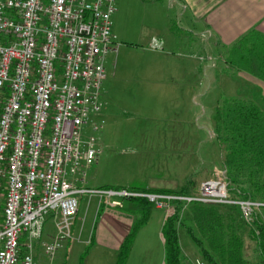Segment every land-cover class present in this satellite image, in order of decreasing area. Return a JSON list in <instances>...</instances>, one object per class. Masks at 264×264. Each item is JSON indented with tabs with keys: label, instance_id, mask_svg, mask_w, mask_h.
Listing matches in <instances>:
<instances>
[{
	"label": "built area",
	"instance_id": "obj_1",
	"mask_svg": "<svg viewBox=\"0 0 264 264\" xmlns=\"http://www.w3.org/2000/svg\"><path fill=\"white\" fill-rule=\"evenodd\" d=\"M116 1L0 0V264H40L39 244L52 258L71 239L85 194L142 197L166 217L174 213V201L235 205L244 220L264 207L230 197L217 179L190 196L86 187L101 147L93 135L82 140L81 130L101 107ZM162 47L161 39H150V49ZM111 204L121 207L122 201ZM47 219L51 235L44 233Z\"/></svg>",
	"mask_w": 264,
	"mask_h": 264
},
{
	"label": "rangeland",
	"instance_id": "obj_2",
	"mask_svg": "<svg viewBox=\"0 0 264 264\" xmlns=\"http://www.w3.org/2000/svg\"><path fill=\"white\" fill-rule=\"evenodd\" d=\"M168 7L164 0L116 1V12L112 16L116 39L114 50L108 52L103 61L101 107L99 112L90 113L88 124L81 130L82 140L93 135L101 147L98 162L87 172L86 187L90 190L105 184L129 187L144 181L173 189L190 174H195L192 193L198 191L204 181L213 179L224 181L229 188L213 115L215 107L236 92L235 87L226 77L220 82L224 71L221 66L220 71H206L205 62L197 59L189 47L179 43V49L168 50L167 57L149 48L152 36H165L160 33L164 22L169 19L176 27V13ZM177 34L185 36L183 41H198L197 37L183 31H172L167 37L171 39ZM224 73L228 77L232 74L231 71ZM94 126L97 131L93 130ZM228 192L232 198H241L239 190L231 194L228 189ZM114 199L127 205L121 197L80 196L78 212L72 219L71 239L52 258L44 255L39 244L35 249L36 261L79 264L84 254V264L88 256L87 264H116L114 252L108 249V256H100L89 242L105 200L111 203ZM261 208L256 209L249 220L242 219L239 211L242 222L252 224L256 216L264 221ZM188 212L187 208L184 215ZM165 217V211H155L148 222L141 224L125 264H164L161 230ZM244 226L246 255L259 261L260 251L249 238L247 225ZM52 231L53 224L47 219L44 233L51 235ZM46 240L47 235L42 241ZM181 247L188 262L206 264L185 233L181 234Z\"/></svg>",
	"mask_w": 264,
	"mask_h": 264
},
{
	"label": "trees",
	"instance_id": "obj_3",
	"mask_svg": "<svg viewBox=\"0 0 264 264\" xmlns=\"http://www.w3.org/2000/svg\"><path fill=\"white\" fill-rule=\"evenodd\" d=\"M239 51L232 53L230 63L250 69L264 79V38L248 35L240 41ZM234 54V55H233ZM213 120L226 182L231 194L239 190V197L264 203V111L254 101L228 98L215 108ZM195 174L184 178L176 188L156 189L141 184L129 187L101 186L98 189L130 190L178 196H190ZM232 188V189H231ZM126 209L136 220L122 242L116 264H125L134 237L142 223H146L154 209L142 197L124 199ZM174 213L162 226L165 264H191L183 254L181 234L191 239L206 264H264V221L256 216L252 224L242 222L239 208L230 204H203L174 201ZM185 207V209H183ZM187 215H184L186 209ZM264 210V207L261 208ZM190 223H186V221ZM256 242L260 260H251L245 252L243 234ZM84 254L79 264H84Z\"/></svg>",
	"mask_w": 264,
	"mask_h": 264
},
{
	"label": "crops",
	"instance_id": "obj_4",
	"mask_svg": "<svg viewBox=\"0 0 264 264\" xmlns=\"http://www.w3.org/2000/svg\"><path fill=\"white\" fill-rule=\"evenodd\" d=\"M164 1L168 3V8L176 13L174 18L176 27L170 23L169 19L166 24L164 22L160 33L161 36H165H156L162 40L163 47L161 50L153 51L165 57L166 54H169L170 50L179 49V43L181 46L189 47L192 51L194 50L193 53L197 59L205 62L206 71H220L219 66H221L224 71L232 72L231 76L228 77L223 71L220 79V82H224L226 77L231 86L235 87L236 92L229 98L252 100L264 111V79L249 71L250 69L240 67L229 61L232 53L239 51L240 41L244 37L257 35L264 38V0ZM172 31H183L190 35L192 34V36L197 37L198 41H183L185 36L183 37V35L179 34L170 39L167 36ZM113 34L116 36L114 31ZM214 77L218 79V74H215ZM139 184L156 189L168 188L152 186L149 181ZM103 205L105 207L101 213L97 214L89 242L93 249H95L96 254L108 256L109 249L117 257V252L125 237L131 231L136 217L126 209H123L126 207L123 203V208H121L122 206H113L108 200H105ZM155 211L161 212L164 210L154 208L151 214ZM151 214L147 222L151 219ZM161 238L164 245L162 233ZM88 259L86 264L88 263Z\"/></svg>",
	"mask_w": 264,
	"mask_h": 264
}]
</instances>
